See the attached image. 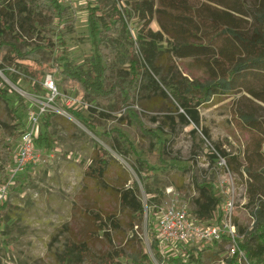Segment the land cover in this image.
I'll return each instance as SVG.
<instances>
[{
	"label": "rangeland",
	"instance_id": "obj_1",
	"mask_svg": "<svg viewBox=\"0 0 264 264\" xmlns=\"http://www.w3.org/2000/svg\"><path fill=\"white\" fill-rule=\"evenodd\" d=\"M89 1H63L62 8L68 12L60 20L53 14L29 15L28 10L23 9V0H0V13L13 28L12 33L3 34L5 40L20 50L43 47L41 52L50 60L40 82L23 71L22 64H32L31 61L18 57L10 47L0 53L3 79L0 87L6 85L9 92L7 99L0 97V134L10 140L14 128L21 131L13 140L12 156L20 146L22 134L33 131V135L38 136L45 131L47 114L57 113L52 119L53 127L47 131L48 143L38 145L33 139L34 159L17 177L7 195L8 209L0 225V264H146L144 254L152 264H175V259L187 262L190 255L188 258L184 253L180 255L175 245L173 248L165 244V254L159 245L153 249L157 238L154 212L172 204L198 209L199 186L208 182L215 186L218 195L223 190L229 191L234 184L237 225L246 231L244 239L252 237L256 225L252 215L254 206L249 203L246 191L248 175L234 173L232 167L236 165L230 164V159L235 156L247 166V153L260 143L264 153V134L259 131L264 128V68L263 71H243L238 78L240 87L218 90L210 100L200 104L199 125L172 96L173 90L183 89L190 83L207 84L227 78L239 62L252 58L222 34V20L211 18L226 7L206 0H184L196 9V16L203 15L201 37L180 35L178 39L210 43L211 48L200 56L179 57L173 51L174 38L163 27L181 24L176 16L186 13L184 9L174 10L161 5L159 0H151L154 11L146 20L132 12L131 0H110L108 9L116 1L122 12L130 14L128 32L135 38L132 43L111 44L120 65H129L130 53L141 55V45L136 40L140 32H161L163 40L148 65L155 81L147 75L141 76L138 82L129 85L133 93L130 105L105 117L101 114L102 108L94 105L77 87L63 91L47 86V80L56 82L62 70L59 59L62 33L75 62L88 67L91 61ZM258 2L246 0L249 14H234V22L226 26L235 27L246 36L262 33V6ZM128 32H123L125 37ZM15 34L21 36V42L15 39ZM3 69L12 70L19 76L18 81L7 78ZM194 94L203 95L201 91ZM170 100L174 105L168 109ZM14 108L22 123L14 116ZM77 114L99 122V135L91 132ZM248 121H252V125ZM116 129L120 133L115 132ZM126 139L133 143L136 153L128 149ZM163 145L165 161L155 165L153 192L148 194L141 182V176L146 175L143 167L152 149L160 152ZM100 147L115 158L101 180L86 174V167L92 164ZM222 158L227 168L220 165ZM4 159L5 153L0 151V181L11 168ZM258 165L253 168H259ZM135 181L140 184L135 196L146 213L143 221L137 220L120 202L123 192ZM225 198L223 195L221 200ZM129 199L133 201L131 196ZM223 244L220 251L216 246L207 251V264H230L226 244Z\"/></svg>",
	"mask_w": 264,
	"mask_h": 264
},
{
	"label": "trees",
	"instance_id": "obj_2",
	"mask_svg": "<svg viewBox=\"0 0 264 264\" xmlns=\"http://www.w3.org/2000/svg\"><path fill=\"white\" fill-rule=\"evenodd\" d=\"M24 8L27 9L29 15L39 16L41 14H53L59 16L60 20H63L68 10L62 8V4L59 0H23ZM110 0H90L87 4L88 9V26L90 29V36L92 40L93 56L88 67L78 64L69 55L68 46L64 39V34L61 37V56L60 67L61 71L57 76V81L54 82L56 90L68 91L77 87L90 101L97 107L102 108L101 114L103 116H109L112 111H120L130 105L131 98H133L132 90L129 89V85L139 81L140 77L146 75L152 78L148 65H150L155 57V51L158 43L163 40L161 32L153 33L148 31L147 33L140 32L137 35L136 40L141 45V55L130 53L129 65L123 66L119 64V56L117 53H113L111 50V44L115 42L135 41V38L128 32V22L130 14L122 12L118 7L116 1H114L110 9L107 8ZM208 2H214L219 5L225 6L226 10L222 13L212 15L213 21L222 20L223 29L222 34L227 35L229 39L237 45L242 52L249 53L252 58L239 62L228 73V77L216 80L207 84H188L181 88H177L172 91L174 100L186 111L191 120L199 125V118L197 116L198 106L206 101L219 91H229L240 87L238 78L243 71L255 70L263 71L264 68V0H259L261 9V20L263 24V32L255 34L254 36H246L244 33L238 32L235 27L226 26L234 22V14L241 16H247L248 10L246 0H206ZM130 7L132 12L138 14L143 19H148L153 15V2L151 0H131ZM159 3L163 6L169 7L174 10H185L186 13L192 12L191 15L182 13L177 15V20L181 21V24H171L169 27L164 26V31L169 34L175 40L173 51L175 55L179 57L187 56H200L208 53L211 46L210 43H199L195 41L178 39V36L191 35L192 37H201L200 29L203 22V15L199 13L196 16V9L189 6L184 0H159ZM5 15L0 13V53L3 52L5 47H10L18 57L31 61L32 64L23 63V71L36 77L40 82L44 79L43 69L49 67V59H45V56L41 52L43 47L36 49L20 50L17 45L9 43L5 40L3 34L12 33L13 28L7 24L4 18ZM74 21V20H72ZM128 32L126 37L123 32ZM179 32V34H178ZM260 35V36H259ZM15 39L18 42L22 41L19 34H15ZM3 73L7 78L13 82L18 81V75L12 70L3 69ZM153 79V78H152ZM128 81V84L126 81ZM154 80V79H153ZM155 81V80H154ZM3 82L0 76V84ZM154 85L158 87L157 83ZM201 91L202 96L197 97L194 92ZM8 88L6 85L0 87V97L7 99ZM174 103L170 100V106L173 107ZM14 116L22 123L20 115L17 113L16 108L13 109ZM71 113H75L73 109L69 110ZM181 117L185 118V114L181 113ZM57 116V113L50 112L47 114L44 120L45 131L38 136H33L38 145H46L48 143V130L53 127L52 119ZM77 117L81 122L95 135H99L100 124L94 120L88 119L81 114H77ZM249 125H252V121H248ZM119 132V129L114 130ZM261 135L264 134V128L259 129ZM150 132V130H146ZM151 133V132H150ZM104 134H110L104 132ZM21 135V131L16 127L11 132V138L8 139L0 134V151L5 153L4 162L7 166H11L14 161L12 152L14 150L13 140ZM128 141V149L136 153V149L132 142ZM164 145L163 149H152L148 162L143 167L146 172L145 176H141V182L146 192L151 194L153 192L152 184L156 176L155 172L157 168L156 164L164 162ZM115 161L113 155L103 147L96 150L95 157L92 164L86 167V174L101 180L106 174L108 167ZM247 166L242 162H238L237 158L233 156L230 159V164L235 163L233 166L234 173L244 172L248 175L247 181V195L249 203L253 204L252 215L255 220V232L253 236L244 239L246 231L239 228L240 234L243 239L241 242V248L245 251L247 262H240L238 255L228 258L230 264H264V153L261 150V143L254 150H249L246 155ZM258 163L259 168L254 169L255 164ZM8 180V175L0 184H4ZM200 198L197 200L198 209H193L194 213L203 220H211L213 213L217 206L221 202V197L217 194L215 186L211 183H204L199 186ZM140 191V184L133 182L130 189H126L120 202L122 206L130 209L135 215L136 219L143 221L145 218V209L139 199L135 196V192ZM132 194V195H131ZM133 199L131 201L129 198ZM8 209V201L0 204V225L5 221V213ZM237 222V220H236ZM226 242L215 243L218 251L222 249V246ZM158 246L157 240L154 239L153 249ZM206 248L202 251L189 250V258L187 262L175 259V264H207L206 253L209 249ZM213 252V251H212ZM159 253V252H158ZM143 258L147 261L146 264H152L147 254L143 255ZM160 258V257H159ZM171 263V260H170Z\"/></svg>",
	"mask_w": 264,
	"mask_h": 264
},
{
	"label": "built area",
	"instance_id": "obj_3",
	"mask_svg": "<svg viewBox=\"0 0 264 264\" xmlns=\"http://www.w3.org/2000/svg\"><path fill=\"white\" fill-rule=\"evenodd\" d=\"M62 4L63 1L59 0ZM50 89H56L54 82L47 80ZM33 131L22 134L20 146L14 155V161L8 173V180L0 184V204L4 203L10 188L15 185L17 177L24 172L27 165L34 159ZM220 165L227 168L224 158ZM221 186H223L221 184ZM222 189V188H221ZM226 198L221 200L213 213L211 220L199 218L191 208L186 205L172 204L158 208L155 213L157 243L163 254V246L171 244L176 251L184 253L188 258L189 250L201 251L214 247L215 243L226 242V252L228 257L238 255L240 262H247L245 251L241 248L243 239L236 222L237 195L234 184L229 191L223 190L222 194ZM175 245V246H174ZM161 253V252H160Z\"/></svg>",
	"mask_w": 264,
	"mask_h": 264
}]
</instances>
